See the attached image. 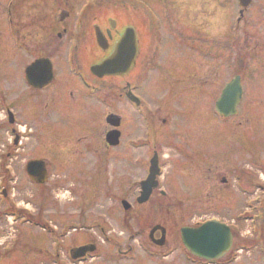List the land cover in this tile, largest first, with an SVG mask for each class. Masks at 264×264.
<instances>
[{
    "label": "flooded vegetation",
    "instance_id": "flooded-vegetation-1",
    "mask_svg": "<svg viewBox=\"0 0 264 264\" xmlns=\"http://www.w3.org/2000/svg\"><path fill=\"white\" fill-rule=\"evenodd\" d=\"M159 1L168 7H185L186 20L191 15L189 3L195 1L203 5L212 2L215 7L239 4L237 0ZM75 7V3L71 1L68 3L67 0H0V194L4 196L3 203L6 205L2 206V210L0 209V217H7L8 208L11 207V211L18 215L23 224L30 225L32 222L43 224L44 219L14 202V196L11 194L14 190L13 185L17 186L18 180L26 179L35 188H46L51 182L50 177L55 176V173H60L61 178L62 175L66 176L63 174L65 170L62 166L66 149H52L51 138L60 139L63 135V119L66 114L72 116L80 112L81 109L78 110V107L81 101H86L90 106L88 116L89 113L92 116L96 104L101 101L109 109L107 115L114 114L120 117L118 129L107 125L108 132L114 130L120 132L117 146L107 144L105 146L108 159L113 150L121 146L125 152H130V146L134 141L126 142L121 128L123 123L130 124L128 118L131 116V110L139 118L138 131L148 134V138L155 142L156 124L161 129L169 125L170 142L167 144L171 147L172 161L176 167L173 170L171 188L173 197L178 202H182L179 201L181 197H188L191 194L193 198H208L212 193L211 189L219 190L214 185L228 186L226 176L221 175L220 171V167L225 164L223 146L226 145L222 141L219 142V139L225 138V134L209 127L211 115L219 123H226L228 119L219 117L214 110L211 111V102H207L209 103L207 105L209 110L205 111L207 116H204V112L200 109L202 105L199 104L196 109L194 105L196 89L199 92L204 90L203 88L215 84L217 78L219 83L222 82L223 87L227 83L220 71L218 73L216 70V62L222 66L226 59V31L208 30L209 26L205 25L207 20L204 17L202 18L205 22L198 23L197 27L194 21L191 23L188 21L186 30H180L182 24L176 19L175 24L170 27L161 19L159 24L150 26L147 30L146 19L140 16L142 15L140 10L131 1L125 3L127 17L122 26L111 18H107L106 23L99 22L96 0H86L83 5V8L87 7L91 11L89 15L82 14L83 10L80 8L73 15ZM133 7V12H139L140 15L131 14L130 8ZM216 9L220 11V8H214V11ZM155 15L158 16L157 13ZM130 16H132L131 20ZM163 24L165 29L162 28ZM96 27L104 36L101 39L103 49L97 43ZM224 27L225 25L219 29ZM126 30L133 33L135 51L132 54L131 50H128L130 45L127 46V51L121 58L123 68L126 66L124 73L98 78L92 72V67L115 55L117 44L122 40ZM253 45L252 49H255L260 42L256 41ZM195 51L200 52L201 56L199 58L201 60L197 62L194 57ZM195 66L201 73H195ZM199 87L201 90L198 89ZM148 92L149 98L157 102L153 109L147 108ZM131 98L138 106L131 101ZM216 99L212 98L213 105ZM177 103H190L191 109L176 112L174 105ZM88 105L83 106L84 111L88 110ZM189 106L186 108L188 109ZM162 113L164 116L161 115ZM173 114L187 118L189 122L178 124V121H174ZM196 119H198L197 123ZM262 123L264 125V122ZM259 126L260 124L255 122L254 129L257 130ZM255 134L258 135L257 132ZM210 137L217 147L215 145L210 147ZM141 138L136 141L141 142ZM146 142L144 139L141 148H145ZM159 145L158 143L147 145L149 157L144 162L146 170L142 179L147 177L149 162L155 155L163 171L162 161L165 155ZM253 146L254 141L251 151ZM252 156L256 155L252 153ZM30 163H35L37 166L28 171L27 165ZM55 165L57 167L61 165L58 172ZM254 166V169H248L250 171L246 169L240 171L236 168V170L232 169V172L235 176L239 173L236 187L240 197L246 198L245 205L258 212L253 199L256 195L264 197V184H260L254 176V171L257 174ZM30 174L33 179L30 178ZM43 176H45L44 183L36 184V180H41ZM180 177H186L187 180L184 178L180 180ZM160 179L161 177L157 178L159 186L153 189L150 199L153 197L166 199L167 193L162 185L160 186ZM204 181H207V188L203 190L196 183L203 184ZM131 187L128 185V189L123 191L120 199L129 200L131 196L140 194V184L137 192L131 190ZM186 187H190V193L185 190ZM202 191L207 194L202 196L200 194ZM211 199L214 200L212 202L214 209L228 204L227 201L224 203L218 198ZM172 204L174 205V202ZM131 208L132 205L129 211ZM62 216H65V210L62 211ZM127 217L129 215L123 217V224L127 223ZM69 218L72 219V216ZM66 221L59 227L62 233L57 234V238L61 236L65 238L67 232L64 231L69 230L68 227L76 222V220ZM199 224L197 222L193 226ZM95 227L99 228L101 236H104L105 229L97 223ZM54 230H57L56 226L53 227V232ZM20 237L17 236L13 241L14 249L19 247L17 239H21ZM159 237L160 232H156L154 238ZM128 241L130 242L129 239ZM149 243L151 249L159 247L150 239ZM25 244L28 245L27 242ZM88 245L95 246L97 252L99 247L95 240L76 248ZM237 252L239 251L232 247L226 258L235 259ZM69 253L66 255V252H60L56 248L50 257L56 264H63L62 258L66 259L68 256L70 258ZM130 254L131 248L118 251V255L123 258L129 257ZM88 259L89 255L86 260Z\"/></svg>",
    "mask_w": 264,
    "mask_h": 264
},
{
    "label": "rangeland",
    "instance_id": "rangeland-1",
    "mask_svg": "<svg viewBox=\"0 0 264 264\" xmlns=\"http://www.w3.org/2000/svg\"><path fill=\"white\" fill-rule=\"evenodd\" d=\"M67 1L76 4L73 15L79 8L83 10L82 14H91L87 7L83 8L86 0ZM126 1L141 6L139 9L142 15L137 13L146 19L147 30L153 25L150 24L151 21L146 15L148 12L143 10L151 5L158 15L157 24L163 20L165 25L169 24L168 27H170L175 24L176 19L182 24L180 30H186L188 21L190 23L194 21L197 27L198 23L205 22L202 18L204 17L207 20L205 25L209 26L208 30L226 31V59L222 66L216 62V70L218 73L220 71L222 78L227 82L235 75H241L243 97L238 107L239 114L236 117L227 120L226 123H219L211 115L209 127L225 134V138L219 139V142L222 141L226 145L223 146V148L225 147V164L220 167V171L221 175L226 176L228 186L214 185L219 190L211 189L212 193L208 198H193L191 194L188 197H181L179 201L182 202H178L174 199L171 188L173 170L176 167L172 161L171 147L168 145L170 142L169 125L163 126L165 129H161L156 124L155 142L148 138V134L138 131L139 118L131 110V116L128 118L130 124L123 123V128H121L126 142L127 140L134 141L130 146V152H125L121 146L114 149L108 159L105 151V136L108 132L105 119L109 109L99 100L98 104L95 103L97 107L92 112V116L91 113L88 116L90 106L86 101H81L80 108L78 107V110L81 109L80 112L72 116L66 114L63 119V135L60 136V139L52 140L51 138L52 149H66L64 164L62 163L65 170L63 174L66 176L62 175L61 178L60 173H55V176L50 177L51 182L46 188H35L26 179L18 180L17 186L13 185L14 190L11 193L14 196V202L42 219L48 220L49 228L56 226L57 230L54 232L49 229L53 232L52 234L55 233L53 236L56 238L57 234L62 233L59 228L61 224L66 220V222L76 220L68 227L70 230L64 231V233L67 232L65 238L63 236L57 238L58 250L66 252V255L71 249L91 240L97 242L99 248L87 262L75 263L68 256L66 259L62 258L63 264H205L192 258L185 251L179 232L182 227H191L197 222L201 223L204 220L217 217L224 222L233 223L234 247L236 250H242L236 253V260L231 264H264L262 226L259 222L253 225L246 220L259 217L261 213L248 211V205L244 203L246 198H241L237 192L239 173L235 176L232 172V169L236 170V168H239L240 171L244 169L250 171L248 169H252L255 165L257 174L254 171V176L260 184L264 183V125L262 123L264 122V0L254 1L246 10L244 19L237 27H235L236 6L215 7L212 2L203 5L196 1L189 3V14L191 15L186 20L185 7L164 6L158 0H96L99 22L106 23L107 18H111L117 20L120 26L124 25L125 17H127ZM90 3L92 4V2ZM143 4L146 5L143 6ZM214 8H220V11L218 9L214 11ZM133 11L134 8H130L131 14H137ZM223 25L225 27L219 29ZM163 27H165L164 24ZM256 41H259L260 45L252 49L253 43ZM194 57L196 62L201 60L199 59L201 58L200 52L195 51ZM195 69L196 74L201 73L197 66ZM222 88V82L219 83L217 78L215 84L203 88L204 90L200 89L199 92L196 89L194 92L195 109L199 104L202 105L200 109L204 112V116H207L205 114V111L209 110L207 105L211 102L210 110L212 111V98L215 100ZM147 96V108L153 109L157 102L155 99L149 98V92ZM84 105H88L87 111L83 110ZM188 105L190 106L187 109ZM190 109V103L174 105L176 112ZM161 115L164 116L163 113ZM172 117L174 121H178V124L189 122V119L181 118L180 115L173 114ZM255 122L260 124L257 130L254 129ZM139 137H142L141 142L136 141ZM144 139L147 142L145 148H141ZM253 141L254 146L251 151ZM156 143L161 144L159 147L162 148L165 155L164 161L161 160L164 169L161 174L160 186L162 185L166 191L167 197L166 199L153 197L148 203L138 205L136 203L138 194L131 196L129 200H126L132 205V208L129 212H124L120 204L122 193L128 189V185L132 186L131 190L137 192V182L143 180L146 170L144 162L149 157L147 145ZM215 144L210 137V147H214ZM251 152L256 156H252ZM55 167L58 172L61 165L58 167L55 165ZM179 172H181L180 168ZM182 178L187 180L186 177ZM182 178L180 177V180ZM206 182L204 181L203 184L197 182L196 184L204 190L207 188ZM185 190L190 193V187H186ZM200 194L205 196L207 193L202 191ZM213 197L224 201V203L227 201L228 204L214 209L212 208L214 200L211 199ZM258 197L261 198V196ZM178 207L181 208L178 209ZM245 208L247 210H244ZM0 209L2 210L1 204ZM63 210H65V216H62ZM11 213L14 215L13 212ZM126 215L129 217H127V223L123 224V217ZM69 216H72V219ZM96 223L105 229L104 236H101L100 229L95 227ZM155 225L164 227L167 236L163 247L151 249L148 235L150 229ZM27 227L29 225L22 224L20 220L16 225L14 221H6L4 216L0 217V264H55L50 255L53 253V243L56 238L54 239L36 228L29 229ZM13 236H21V239H17L19 247L15 249L11 245ZM22 240L24 241L22 242ZM26 242L28 245L25 244ZM128 248H131L128 258L118 255L119 250ZM5 252H9V254ZM221 263L230 264L228 258H224Z\"/></svg>",
    "mask_w": 264,
    "mask_h": 264
},
{
    "label": "water",
    "instance_id": "water-1",
    "mask_svg": "<svg viewBox=\"0 0 264 264\" xmlns=\"http://www.w3.org/2000/svg\"><path fill=\"white\" fill-rule=\"evenodd\" d=\"M244 9L248 6L251 0H240ZM96 38L98 45L102 46V35L96 29ZM130 45L128 50H131L133 54L135 51L134 48V39L131 31H126L122 40L117 45L116 53L113 57L106 59L101 64L94 66L92 68V72L97 75L99 78L103 76L115 75V74H123L126 66L123 68V61L121 58L123 57L124 52L127 51V46ZM121 67V68H120ZM123 68V69H122ZM121 74V75H122ZM242 96V88L240 85V78H234L222 91L221 97L216 102V111L224 117H232L236 113V107L240 102ZM107 123L113 127L119 126L120 118L114 115H109L107 117ZM119 134L114 132L110 133L107 136V142L111 146H116L118 144ZM37 164L30 163L27 165V169L36 167ZM159 170L157 168V160L156 157L151 161L150 174L146 181L141 183V194L137 199L138 204H145L153 191L154 188L157 187V182L155 181L156 176H158ZM30 178L33 179V176L30 174ZM45 181V176L39 181L36 180L37 184H43ZM123 207L125 210H128L130 206L123 202ZM263 220H264V209H263ZM160 231L161 239L154 240V234ZM181 241L186 249L192 256L208 261L215 262L222 258L230 249L232 243V235L228 227L223 224H219L217 222H208L203 224L198 228H182L180 230ZM152 242L158 246H162L165 240V230L160 226H155L149 235ZM95 248L93 246L81 247L76 250L71 251V256L73 260H78L86 256L87 253H93Z\"/></svg>",
    "mask_w": 264,
    "mask_h": 264
}]
</instances>
